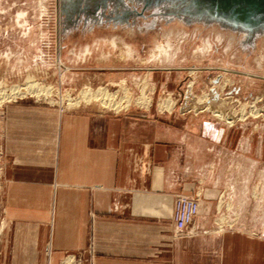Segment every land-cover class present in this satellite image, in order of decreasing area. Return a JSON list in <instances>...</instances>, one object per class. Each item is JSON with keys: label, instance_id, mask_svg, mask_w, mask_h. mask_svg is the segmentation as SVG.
<instances>
[{"label": "crops", "instance_id": "0c3cea01", "mask_svg": "<svg viewBox=\"0 0 264 264\" xmlns=\"http://www.w3.org/2000/svg\"><path fill=\"white\" fill-rule=\"evenodd\" d=\"M111 44L134 51L121 39ZM145 111L61 110L27 99L4 107L0 264H264L263 230H216L222 195L245 211L242 197L258 179L249 140L235 163L215 125ZM196 192L193 230L177 235L174 199Z\"/></svg>", "mask_w": 264, "mask_h": 264}, {"label": "rangeland", "instance_id": "374dc122", "mask_svg": "<svg viewBox=\"0 0 264 264\" xmlns=\"http://www.w3.org/2000/svg\"><path fill=\"white\" fill-rule=\"evenodd\" d=\"M42 1L0 0V82L3 85L0 91L25 83L27 77L59 91L50 97L29 94L0 105V252L7 228L3 109L8 103L23 99L57 106L61 110L89 107L107 113L136 111L143 114L151 109L153 118L169 115L170 122L176 118L199 116L202 123L217 127L215 138L232 151V162L235 158L238 161L241 144L248 139L249 172L253 171L251 176L259 173L258 179L250 181L249 195L242 197L247 201L245 211H241L240 204L234 206L232 195H222V202L226 200V203L221 206L218 203L216 230H232L245 225V229L251 231L263 230L264 235V48H261L264 27L259 26L252 38L247 39L241 37L245 33L241 26L187 14L186 8L190 5L193 9V5L183 0H44L45 9ZM174 27H181L189 36L181 45L174 37L170 39L173 45L168 56L157 59L156 43L164 44L163 30ZM130 30L134 34H130ZM216 31L236 36L230 51L225 50L228 37L219 43L215 39ZM209 37L210 53L202 59L196 58L194 53L205 48ZM113 38L125 41L134 54H130L132 50L123 51L124 48L113 46ZM103 55L108 58L102 59ZM258 55L262 56L263 63L255 61ZM59 56L63 66L58 68ZM193 68H199L196 75L191 74ZM224 69L229 72L224 74ZM146 75L150 77L147 83ZM226 78H231L234 84H227L222 90L220 87L224 86ZM122 81L127 82L133 100L142 95L140 88L146 85L151 104L145 107L131 103L125 108L124 102L115 110L97 102L77 106L67 103V97L76 98L85 87L93 90L108 88L110 92H116ZM190 82L194 84L189 92ZM213 91L226 100L224 112L229 119L219 118L205 106L198 114L193 110L197 96ZM120 96L121 92L118 93ZM62 97L65 98L62 100ZM168 98L175 102V108L161 110L160 102ZM253 102L259 110L257 114L250 108ZM235 163L231 167L233 173L237 171ZM196 195L201 197L200 192Z\"/></svg>", "mask_w": 264, "mask_h": 264}, {"label": "bare ground", "instance_id": "6f19581e", "mask_svg": "<svg viewBox=\"0 0 264 264\" xmlns=\"http://www.w3.org/2000/svg\"><path fill=\"white\" fill-rule=\"evenodd\" d=\"M44 2L45 1L43 0L41 2V5L45 9ZM238 11L239 12H237V10L235 11L233 9L230 12H228V14L235 16V17H242L245 14V12H247V8L241 7L240 10H238ZM175 29H176V31H174ZM216 34L217 35H216L215 39L219 43L223 39L225 40L226 37H228L227 45L225 46V50L230 51L234 42L236 41V36L233 34H228V36H226L223 33L221 34L217 31H216ZM251 35H252L251 33L245 32L243 34V36L241 35V37L245 38V36H246V38L249 39L251 37ZM161 36H162V39L164 41V44L156 43L158 45L157 55H156L157 59H162L163 57L168 56L170 49H171L170 47L173 45L171 43L170 39H172L174 37L177 41V44L181 45V43L184 40H186L189 35H188V32H185L184 29H182L181 27L180 28L174 27V28H169V29L163 30ZM211 45H212V43L210 42V37H209V41L206 44L205 48L200 50V51L198 50L197 53H194V56L198 59H200V58L202 59V58L206 57V55L208 53H210V51H211V47H212ZM261 48L263 49L264 45L261 46ZM130 52H131L130 53L131 55L134 54L133 51H130ZM262 52L264 53L263 50H262ZM87 53H88V51H87ZM255 61L260 64L263 61L262 56L258 55L255 58ZM56 65L58 68L63 66V61H62L61 56L58 57ZM198 70H199V68L191 69V74L196 75V72ZM223 72H224V74H227L229 72V70L224 69ZM62 76L63 75L61 74V78H62ZM145 79H146L145 83H147L150 80L149 75H146ZM126 83H125V81H122L120 83V85H117V87H119V90L116 92H110V90L108 88H99L97 90H93L90 87H85L78 93V96L76 98L73 99L71 97H67L66 100H67V103L69 106H77L78 104H81V103L88 105L91 102H97L103 107H108V108H112L115 110L118 108H121L122 104L124 102H126V106H124L125 108H127L129 106V104H131V103H135L137 105H143L145 107H148L151 104V99L148 97V95H146V90H145L147 87L146 85H144L142 88H140L142 95L139 98H136L133 100L129 89L127 88ZM193 84H194L193 82L189 83V85H188L189 92L193 89ZM227 84L233 85L234 81L231 78H226L224 86L220 87V89L223 90ZM1 85H2V82H0V87H1ZM217 87H218V85L214 86L213 89L214 88L216 89ZM7 91H3V92L0 91V105L5 101L10 102V99L13 100L14 98L16 99L17 97L21 98V97H24L25 95H29V94L32 96L35 95L37 97H39V96L50 97L52 95L55 96L56 94L59 93V91L54 90L52 87L39 83L33 77H27V80L25 83L18 85V86H12ZM153 91H154V88H152V92ZM120 92H121L122 96L118 97V93H120ZM64 98L65 97H62V100ZM194 102H196V100ZM201 104L203 107H201ZM251 104L252 105L250 108L254 109L255 114H257L259 112V110L255 109L256 102H253ZM175 105H176L175 102L171 98H168V100H162L160 102V109L161 110H163V109L172 110L175 108ZM225 105H226V100L220 99L217 92L213 91L211 93L204 94L201 97L197 96V103L195 104V106H193V110H195L196 113L198 114L200 112H203L204 109L202 110V108H204V106H205V108L207 107L206 109H211L214 113H216L217 114L216 116H218L219 118L227 120L229 118L226 117L227 115H225V112H224L225 111L224 107H226ZM188 109H189V105L186 106V110H188ZM223 231L224 230L221 228H219V230H218V232H223Z\"/></svg>", "mask_w": 264, "mask_h": 264}, {"label": "water", "instance_id": "95a60500", "mask_svg": "<svg viewBox=\"0 0 264 264\" xmlns=\"http://www.w3.org/2000/svg\"><path fill=\"white\" fill-rule=\"evenodd\" d=\"M186 1L193 5V9L189 5L185 10L189 15L205 16L208 20L224 22L234 27L241 26L243 31L251 34L259 26L264 27V0H183ZM241 7L247 8L242 17L228 14L233 9L239 12Z\"/></svg>", "mask_w": 264, "mask_h": 264}, {"label": "built area", "instance_id": "2783aa9c", "mask_svg": "<svg viewBox=\"0 0 264 264\" xmlns=\"http://www.w3.org/2000/svg\"><path fill=\"white\" fill-rule=\"evenodd\" d=\"M199 200V195L175 197L172 221L177 235H183L193 230L195 218L200 210Z\"/></svg>", "mask_w": 264, "mask_h": 264}]
</instances>
